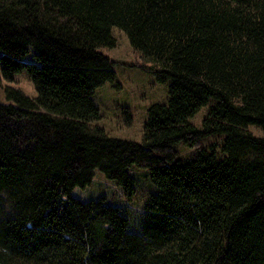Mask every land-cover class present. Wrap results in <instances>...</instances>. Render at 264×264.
Here are the masks:
<instances>
[{
    "label": "trees",
    "instance_id": "16d2710c",
    "mask_svg": "<svg viewBox=\"0 0 264 264\" xmlns=\"http://www.w3.org/2000/svg\"><path fill=\"white\" fill-rule=\"evenodd\" d=\"M112 27L168 83L142 143L96 124L95 89L119 87ZM0 51L2 78L25 71L37 93L0 103V264H264V0H0ZM133 165L156 189L137 230L71 195L99 169L131 198Z\"/></svg>",
    "mask_w": 264,
    "mask_h": 264
},
{
    "label": "rangeland",
    "instance_id": "374dc122",
    "mask_svg": "<svg viewBox=\"0 0 264 264\" xmlns=\"http://www.w3.org/2000/svg\"><path fill=\"white\" fill-rule=\"evenodd\" d=\"M111 32L115 39V46L100 50L115 61L114 71L119 87L106 82L95 89L93 97L101 117L96 124L103 128L110 137L142 143L148 110L155 103L167 101L168 83H159L152 74L134 66L137 61H142L133 52L126 34L117 27H112ZM33 52V49L30 48L24 61L32 62ZM1 54L0 51V56ZM6 86L18 88L29 97L37 95L35 87L25 71L16 74L12 82H6L1 76L0 62V103L3 104L9 102L5 93ZM210 105L208 103L202 106L189 119V122L200 127L202 119L209 112ZM248 131L257 136L263 135L256 126H249ZM221 139L220 135L207 137L202 140L201 146L207 147L210 143H218ZM173 148L177 155L183 159L188 158L194 151L182 142L175 143ZM129 172L136 180L135 192L131 198L125 195L115 180L105 177L99 169L94 170L89 185L83 188L74 187L71 195L83 201L104 198L105 202L119 207L128 217L130 230H137L143 221L145 204L156 189L150 181L148 170L133 165L129 168ZM133 222L138 223L136 227Z\"/></svg>",
    "mask_w": 264,
    "mask_h": 264
}]
</instances>
